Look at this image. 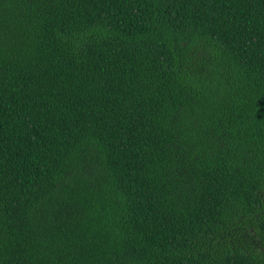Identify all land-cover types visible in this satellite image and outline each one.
<instances>
[{"label":"trees","instance_id":"trees-1","mask_svg":"<svg viewBox=\"0 0 264 264\" xmlns=\"http://www.w3.org/2000/svg\"><path fill=\"white\" fill-rule=\"evenodd\" d=\"M0 264H264V0H0Z\"/></svg>","mask_w":264,"mask_h":264}]
</instances>
